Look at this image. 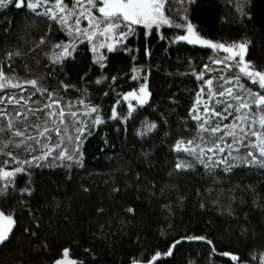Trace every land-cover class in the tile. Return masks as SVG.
<instances>
[{
    "label": "trees",
    "instance_id": "1",
    "mask_svg": "<svg viewBox=\"0 0 264 264\" xmlns=\"http://www.w3.org/2000/svg\"><path fill=\"white\" fill-rule=\"evenodd\" d=\"M237 1H197L179 9L182 14L188 8L197 31L207 38L251 41L247 58L264 67V0H250L245 5L251 19L240 15ZM14 4L15 0L0 8V67L4 72L21 78L35 76L57 90L60 80L71 81L78 88H87L91 102L99 104L107 117L114 95L103 96L108 89L93 82L97 77L90 51L81 44L78 59L64 70L51 64L44 53L53 43L66 39V34L47 17ZM173 18L179 19V15L173 13ZM41 37L46 38L44 44ZM147 46L151 58L144 55L143 35L129 39V47L139 49L134 53L136 60L126 52L108 53L103 71L109 77L118 76L117 90L127 91L136 84L129 79L133 65L150 66L151 106L145 105L129 120L126 130L110 121L87 136L84 167L74 166L71 178L69 170L61 167L34 170L31 179L35 191L28 199L39 227L20 203L19 193L0 198V209L14 211L18 220L10 242L0 246V264H50L63 247H70L71 255L84 264H130L133 257L146 260L156 250L165 251L172 240L184 235H206L216 252L204 241H183L172 256L162 257L156 264H235L221 257V251L238 253L249 264H259L264 253V172L242 166L213 178L199 165L195 171L174 170L178 154L170 145L181 136L195 134L196 122L190 119L189 109L201 81L192 73L201 71L205 63L211 65L209 57L214 55L184 43L167 46L155 35L147 39ZM16 52L21 55L9 60L8 54ZM89 67L92 71L80 79ZM207 75L211 76L206 73L205 79ZM219 84L216 81L217 88ZM74 95L79 93L70 89L65 99ZM145 119L158 122L163 130L141 139L137 130ZM165 131L171 136L165 137ZM26 179L18 177V186ZM249 185L255 191L249 190ZM129 207L135 209L134 214L126 211ZM229 207L235 216L228 214ZM26 227L37 234L29 235ZM45 240L48 251L37 247ZM85 249H91V254Z\"/></svg>",
    "mask_w": 264,
    "mask_h": 264
},
{
    "label": "snow or ice",
    "instance_id": "2",
    "mask_svg": "<svg viewBox=\"0 0 264 264\" xmlns=\"http://www.w3.org/2000/svg\"><path fill=\"white\" fill-rule=\"evenodd\" d=\"M178 2L191 6L196 0ZM12 3L13 0H0V8H7ZM248 3L250 0L238 3L237 9L241 16L251 19V13L245 11ZM14 6H23L31 13L47 17L66 34V39L53 43L44 53L51 64L64 70L66 65L78 59L79 46L84 44L91 53V66L96 69L97 78L93 82L108 89L103 96L114 95L110 114L105 117L102 107L91 102L87 88L81 89L71 81L60 80L57 90L40 78H21L14 72L9 75L0 67V157L5 158L0 160V198L19 193L20 203L37 228L39 223L28 199L35 191L31 179L34 170L61 167L69 170L71 178L70 170L74 166L84 167L83 145L87 136L110 121L126 130L129 120L134 119L145 105L151 106L150 66L133 65L129 79L136 84L127 91H118V76L109 77L103 71L107 68L108 53L126 52L133 61L136 60L134 53L139 49L129 47V39L136 38L138 31L145 37L144 55L147 58L152 56L147 46V37L152 35L167 46L186 42L215 53L209 57L211 65L205 63L201 71L192 73L201 81L195 102L189 109L190 119L196 122L195 134L181 136L170 145L178 154L174 170L195 171L199 165L213 178L242 166L264 172V67H257L247 58L251 41H214L201 35L190 19L188 8L185 7L181 14L180 9H174V0H15ZM173 13L179 15V19H174ZM166 29L175 31L169 35ZM45 42L46 38L41 37L40 43ZM13 55L20 56L21 53H9V60ZM92 67L82 72L80 79H85ZM213 72L219 74L205 79L206 73ZM214 81L220 82L218 88ZM245 81L251 82V86ZM5 89L18 91L5 92ZM70 89L79 95L65 99ZM229 117L230 122L224 123ZM163 123L167 124L166 118ZM161 130L158 122L145 119L137 135L144 139ZM164 135L169 137L171 132L165 131ZM18 177L27 178L23 186H18ZM248 187L255 191L252 185ZM126 211L135 213L132 207ZM228 214L235 216V211L229 207ZM17 223L14 211L6 213L0 209V246L10 242ZM242 231L247 229L242 228ZM25 232L32 236L37 234L31 227H26ZM183 241H204L216 252L213 241L206 235H184L172 240L165 251L156 250L146 260L133 257L130 264H156L162 257L172 256L173 250ZM37 247L49 250L46 240ZM85 252L91 254L92 250L85 249ZM71 253L70 247H63L50 264H84ZM219 255L235 264H249L238 253L221 251ZM259 264H264V253L259 256Z\"/></svg>",
    "mask_w": 264,
    "mask_h": 264
},
{
    "label": "flooded vegetation",
    "instance_id": "3",
    "mask_svg": "<svg viewBox=\"0 0 264 264\" xmlns=\"http://www.w3.org/2000/svg\"><path fill=\"white\" fill-rule=\"evenodd\" d=\"M197 1H207V0H196V2L194 3V4H196L197 3ZM193 5V4H192ZM183 6H188V5H181V4H179V2H178V0H174V7L175 8H181V7H183ZM166 30H168L171 34H173V32L175 31V30H171V29H166ZM138 35H140L139 34V31H138ZM137 35V36H138ZM150 38V36L149 37H147V39H149ZM131 39V38H130ZM181 43H183V42H181ZM184 44H187V43H184ZM197 50H199V49H197ZM199 51H203V52H205V53H210V54H212V55H215V53H214V51L213 50H210V49H205V50H199Z\"/></svg>",
    "mask_w": 264,
    "mask_h": 264
},
{
    "label": "rangeland",
    "instance_id": "4",
    "mask_svg": "<svg viewBox=\"0 0 264 264\" xmlns=\"http://www.w3.org/2000/svg\"><path fill=\"white\" fill-rule=\"evenodd\" d=\"M239 1V3L241 2V0H238ZM237 1V2H238ZM66 2H67V0H66ZM38 11H40V10H38ZM42 11V10H41ZM214 67H217V68H219L220 66H214ZM217 73L218 72H213V73H210L211 74V76H215V75H217ZM219 74V73H218ZM230 74V73H229ZM208 76V75H207ZM250 83V85H251V82H249ZM214 84L216 85V81H214ZM11 90H15V89H11ZM230 120H231V117H229V120L228 121H224V123H228V122H230Z\"/></svg>",
    "mask_w": 264,
    "mask_h": 264
},
{
    "label": "water",
    "instance_id": "5",
    "mask_svg": "<svg viewBox=\"0 0 264 264\" xmlns=\"http://www.w3.org/2000/svg\"><path fill=\"white\" fill-rule=\"evenodd\" d=\"M183 43H186V42H183ZM191 47L195 48V49H202V50H205L207 48L203 47V46H200V45H190ZM15 229V228H14ZM14 231V230H13Z\"/></svg>",
    "mask_w": 264,
    "mask_h": 264
},
{
    "label": "bare ground",
    "instance_id": "6",
    "mask_svg": "<svg viewBox=\"0 0 264 264\" xmlns=\"http://www.w3.org/2000/svg\"><path fill=\"white\" fill-rule=\"evenodd\" d=\"M190 46V45H189ZM199 50H202V49H199Z\"/></svg>",
    "mask_w": 264,
    "mask_h": 264
}]
</instances>
